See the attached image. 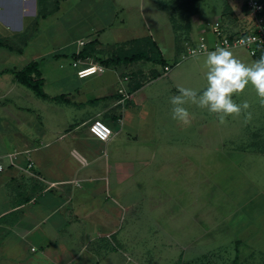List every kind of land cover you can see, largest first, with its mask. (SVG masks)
<instances>
[{
  "label": "crops",
  "instance_id": "obj_1",
  "mask_svg": "<svg viewBox=\"0 0 264 264\" xmlns=\"http://www.w3.org/2000/svg\"><path fill=\"white\" fill-rule=\"evenodd\" d=\"M242 12L238 0H0V33L4 37L16 32L17 41H23L17 47L20 52L8 49L10 56L23 55L28 49V62L37 60L41 65L47 53L41 50V37L63 14L70 34L64 42L56 41L62 49L55 51L56 57L77 54L93 41L100 56L126 44V48L137 45L149 52L156 50L163 61H136L144 65L132 68L131 63L104 65L94 56L88 57L93 64L86 58H72L75 77L67 79L59 93L44 90L49 96L64 94L65 99H36L32 112L16 104L31 98L9 73L21 67L7 64L0 56V162L4 165L0 171V264H143L148 249L133 247L132 251L129 244L135 245L130 235L119 236L124 227L131 225L135 237L136 225L142 221L147 232L154 230L149 224L162 221L169 229L170 223L172 229H185L183 212L190 209L186 200L178 204L173 199L179 201V196L169 197L171 191L180 192L169 183H180L186 175L194 181L200 178L196 193L197 188L201 190V168L209 163L202 166V154L196 152L201 147L194 138L173 145L171 141L176 130L205 126L213 115L205 108L203 113L188 111V122L173 118L171 98L179 95L180 87L200 92L206 86L203 62L209 51L185 62L179 59L186 53V43H212L214 29L234 27ZM32 23L25 37L22 32ZM79 40L85 44L79 45ZM67 47L68 52L63 50ZM74 61H78L76 66ZM59 105L67 109L64 116L59 115L64 110ZM27 114L35 116V128L26 127ZM94 119L112 128L108 140L91 134L89 125ZM11 120H16V127ZM207 132L205 149L217 151V141L212 146ZM196 134L193 128L191 135ZM14 151L19 153L12 160L8 154ZM137 182L145 184L146 200H151L145 216L138 209L144 201L134 199ZM155 197L163 199L159 206ZM155 210L161 219H154ZM194 214L197 218L195 210ZM177 239L174 259L185 262L191 255L189 249L198 242H188L185 231ZM155 242L146 241L145 246L159 245ZM170 245L165 252H170ZM131 252L136 257L133 261Z\"/></svg>",
  "mask_w": 264,
  "mask_h": 264
},
{
  "label": "rangeland",
  "instance_id": "obj_2",
  "mask_svg": "<svg viewBox=\"0 0 264 264\" xmlns=\"http://www.w3.org/2000/svg\"><path fill=\"white\" fill-rule=\"evenodd\" d=\"M66 19L63 14H59L55 22L47 27L45 37H41V40H44L41 50L47 52L40 65L45 79L43 89L49 93H59L67 85L66 80L75 77L73 74L75 69L71 65L72 57L54 56L55 51L60 47L56 41L58 40L59 44L64 42L69 33L67 32L68 22ZM235 21L234 23L233 21L230 22L233 23L232 26L237 27L239 22ZM32 26L33 23L25 28L26 32H22L25 37L30 35L29 32L32 30ZM56 33L58 38L55 36ZM17 36L16 32L12 36L6 35L4 37L0 33V37L7 38L15 48L22 46L23 42H18ZM69 47L63 50L68 52ZM137 47L133 46L132 48L137 49ZM8 49L6 46H0V56H4V62L7 64L12 63L14 66L22 68L31 58V50L27 49V52L23 55L12 53L13 56H10L11 53L8 52ZM230 51L237 59L246 64L254 62L252 56L247 53L248 51L246 52L243 49ZM5 54L8 56L6 57ZM191 57L187 56L179 60L185 62ZM14 58L17 61L11 60ZM140 63L134 62L129 64V66L137 68ZM141 64L144 65V62ZM120 67L125 68L123 65ZM9 73L12 72L10 71ZM97 78L98 80L103 79L99 76ZM18 86L22 89L24 88L31 95V98L28 99L29 101H27V98L25 100L21 99L16 104L30 107L32 112L36 111L35 100L42 101L43 99L39 98L24 85L19 83ZM233 100L238 104H243V102L247 101L249 107L238 114H228L223 120L220 119L221 114L212 113L213 119L209 124L205 126L203 124L195 125V127L190 125V127L183 130H176V138L171 141L173 145L187 142L191 137L194 138L193 140L197 143V147H201V150L196 152L200 157L202 154V166L207 162L211 167V171L209 166L201 168V174H203L201 176V190L197 188L198 191L196 193L195 187L198 185L200 178L194 181L195 178H190L186 175L180 183H169L172 189L180 190L179 194H176L178 191H171L169 197H172V195L179 196V201L178 199L173 200L178 202V204H183V201L186 200L185 206L190 209V212H183V218L186 221L182 223V226L185 224V229L183 230L182 227L179 231L172 229L171 223L169 229L167 228V223L159 221L160 224L153 223L152 226L149 224L148 228L151 227L150 229L154 228V230L147 232L145 231V223L142 221V223L136 225L138 229L136 230L137 237L134 236L131 225H129V229L124 227L121 230L119 236L122 239L127 234L130 235L129 241L135 245L129 244V248L132 251H134L133 247L148 249V254H145L142 259L143 264H264V103L260 102V98L250 83L244 90L233 93ZM59 107L64 109L59 110L63 112L59 115L64 116L67 113V109L62 105H59ZM185 107L188 111H197L198 109L203 113V110H205L198 103L188 101L185 103ZM215 114L217 118L214 119ZM33 117L35 118V116L27 114L24 120L26 127L35 128L36 121ZM16 124V120H11V126L16 127ZM199 126L200 129L198 130ZM170 127L176 129L174 126ZM193 128L197 133L196 135H191ZM201 132L208 133V140L210 139L211 145L215 140L217 141V151L205 149V140L203 138L206 135L204 133V136H201L203 134ZM231 145H233L232 148ZM136 185L138 192L134 199L135 201H144L140 202L138 209L142 212L141 216H145L146 213H150L147 206L151 204V200H146L149 197L146 195L145 184L137 182ZM154 201L159 206L163 199L155 197ZM155 217L161 219V215L157 210L154 212V219ZM184 231L188 242L196 240L198 244L196 246H193V243L191 244L192 247L189 249L191 255H187L185 262H182L174 259L178 257V254L173 253V251L179 248L174 246V243L178 242L177 238L181 237ZM145 232H147L146 237H144ZM146 241L150 243L156 241L159 245L152 244L147 248V245L145 246ZM168 243L171 244L169 246L170 252H165L164 248L167 247ZM130 255L133 261L136 258L135 254L131 252ZM183 258V256L180 257L181 260Z\"/></svg>",
  "mask_w": 264,
  "mask_h": 264
},
{
  "label": "clouds",
  "instance_id": "obj_3",
  "mask_svg": "<svg viewBox=\"0 0 264 264\" xmlns=\"http://www.w3.org/2000/svg\"><path fill=\"white\" fill-rule=\"evenodd\" d=\"M206 86L197 92L192 88L180 87L179 95L171 98L173 118L188 122L189 112L183 105L190 100L211 113H218L223 120L228 114L240 113L249 107L247 101L238 104L233 93H238L250 83L260 102L264 103V55L251 64L237 59L224 47L209 51L204 60Z\"/></svg>",
  "mask_w": 264,
  "mask_h": 264
},
{
  "label": "built area",
  "instance_id": "obj_4",
  "mask_svg": "<svg viewBox=\"0 0 264 264\" xmlns=\"http://www.w3.org/2000/svg\"><path fill=\"white\" fill-rule=\"evenodd\" d=\"M245 10L238 17L239 26L237 30H231L226 27H216L214 29L215 39L212 43L206 40L198 41L196 44L186 43V53L182 58L199 53H204L209 50H215L218 47L224 48H244L251 55L256 53L259 46L264 45V1L263 0H238ZM84 40H79L78 44L83 45ZM89 64H93L89 58H86ZM86 60V61H87ZM78 61H74L76 66ZM168 69V67H166ZM121 91V90H120ZM91 134L99 140L106 141L113 135L112 128L101 119H94L90 125ZM29 153V150H25ZM18 151L9 153V157L14 160L18 155ZM32 166V162L28 163V167ZM4 169V165L0 162V171ZM34 249V248H33Z\"/></svg>",
  "mask_w": 264,
  "mask_h": 264
},
{
  "label": "trees",
  "instance_id": "obj_5",
  "mask_svg": "<svg viewBox=\"0 0 264 264\" xmlns=\"http://www.w3.org/2000/svg\"><path fill=\"white\" fill-rule=\"evenodd\" d=\"M245 10V7H243ZM238 18V17H237ZM237 20V19H236ZM239 24L234 27H230L228 29L237 30ZM85 44V43H84ZM83 44V45H84ZM137 44V43H134ZM0 46H6L11 50L19 51L21 49H15L13 44L7 38H0ZM137 46V45H133ZM126 48V44H120L112 47L110 49L109 55L106 57L102 54L101 56L95 51L93 41L86 43L84 48L78 52L77 54H72V58L76 59H83L88 58L90 56H94L97 60L104 64V65H118L120 63H132L136 61L146 60V61H159L163 64V61L160 59L159 52L157 53L156 50L149 52L148 49L145 48ZM262 55H264V45L259 46L256 50V53L253 55L256 60H258ZM75 59V60H76ZM8 71V70H7ZM13 74L15 79L32 92H34L38 97L43 99H51L61 101L65 99L64 94H59L55 96H49L43 89L44 78L42 76L41 68H40V61L32 60L28 62L25 66L20 69H12L10 70Z\"/></svg>",
  "mask_w": 264,
  "mask_h": 264
}]
</instances>
